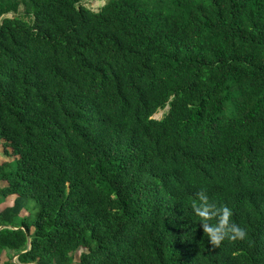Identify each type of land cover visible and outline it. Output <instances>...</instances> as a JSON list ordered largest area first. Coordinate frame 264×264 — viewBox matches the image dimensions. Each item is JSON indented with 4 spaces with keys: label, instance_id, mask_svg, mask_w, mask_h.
Returning <instances> with one entry per match:
<instances>
[{
    "label": "trees",
    "instance_id": "trees-1",
    "mask_svg": "<svg viewBox=\"0 0 264 264\" xmlns=\"http://www.w3.org/2000/svg\"><path fill=\"white\" fill-rule=\"evenodd\" d=\"M86 1L0 0V264H264V0Z\"/></svg>",
    "mask_w": 264,
    "mask_h": 264
},
{
    "label": "clouds",
    "instance_id": "clouds-1",
    "mask_svg": "<svg viewBox=\"0 0 264 264\" xmlns=\"http://www.w3.org/2000/svg\"><path fill=\"white\" fill-rule=\"evenodd\" d=\"M198 199L192 202V209L196 216L200 217V225L210 244L219 247L225 238L232 240L244 239L246 230L232 223L230 218L232 212L227 207L216 208L209 203V198L204 191L197 194ZM213 217L216 218L214 224L209 223Z\"/></svg>",
    "mask_w": 264,
    "mask_h": 264
},
{
    "label": "rangeland",
    "instance_id": "rangeland-1",
    "mask_svg": "<svg viewBox=\"0 0 264 264\" xmlns=\"http://www.w3.org/2000/svg\"><path fill=\"white\" fill-rule=\"evenodd\" d=\"M106 1L107 0H87L85 2V5L88 6L89 8H91L92 10L97 11L106 3ZM167 110H168V107L166 109L160 110L158 113H156V115L154 117L158 118V119L162 118ZM9 157L10 156L5 151V147L3 145L2 146L0 145V161L8 160V159H10ZM13 199H14V196L9 197L6 200L5 204L6 205L11 204ZM5 204H3V205H5ZM26 214H27L26 211H24L22 213V215H26ZM83 251H84V248H79L78 251L75 252V259L76 260L79 259L80 255Z\"/></svg>",
    "mask_w": 264,
    "mask_h": 264
},
{
    "label": "water",
    "instance_id": "water-1",
    "mask_svg": "<svg viewBox=\"0 0 264 264\" xmlns=\"http://www.w3.org/2000/svg\"><path fill=\"white\" fill-rule=\"evenodd\" d=\"M1 228V227H0Z\"/></svg>",
    "mask_w": 264,
    "mask_h": 264
}]
</instances>
